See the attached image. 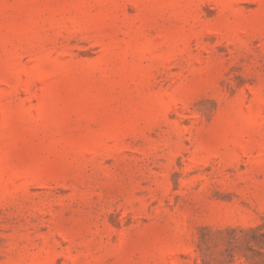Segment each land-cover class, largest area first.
Masks as SVG:
<instances>
[{
	"label": "rangeland",
	"instance_id": "obj_1",
	"mask_svg": "<svg viewBox=\"0 0 264 264\" xmlns=\"http://www.w3.org/2000/svg\"><path fill=\"white\" fill-rule=\"evenodd\" d=\"M0 264H264V0H0Z\"/></svg>",
	"mask_w": 264,
	"mask_h": 264
}]
</instances>
